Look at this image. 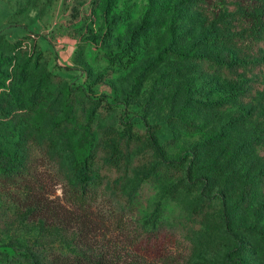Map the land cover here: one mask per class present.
<instances>
[{"label": "rangeland", "instance_id": "374dc122", "mask_svg": "<svg viewBox=\"0 0 264 264\" xmlns=\"http://www.w3.org/2000/svg\"><path fill=\"white\" fill-rule=\"evenodd\" d=\"M245 2L0 0V243L59 244L28 187L62 202L90 155L96 202L174 232L185 264H264V32Z\"/></svg>", "mask_w": 264, "mask_h": 264}, {"label": "trees", "instance_id": "16d2710c", "mask_svg": "<svg viewBox=\"0 0 264 264\" xmlns=\"http://www.w3.org/2000/svg\"><path fill=\"white\" fill-rule=\"evenodd\" d=\"M237 14L253 29L264 32V0H246ZM219 32L218 26L211 25L204 38H213ZM13 45L11 49L15 48ZM227 63L243 66L248 62L232 53ZM244 108L248 112L254 109ZM129 133L130 127L126 126L109 137L106 163H119L122 141L130 138ZM90 159L87 155L74 161V184L63 188L62 202L42 203L39 196L32 195L34 189L27 186L31 202L25 205L26 215L32 217L42 234L57 235L59 244L51 238L47 243H0V264H185L182 242L174 232L143 228L131 217L96 202V186L101 177L92 173ZM21 165L19 157L8 167L11 171L7 177L11 173L23 176Z\"/></svg>", "mask_w": 264, "mask_h": 264}]
</instances>
